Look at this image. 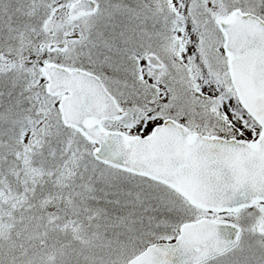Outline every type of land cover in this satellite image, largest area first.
Masks as SVG:
<instances>
[{"label": "snow or ice", "instance_id": "obj_1", "mask_svg": "<svg viewBox=\"0 0 264 264\" xmlns=\"http://www.w3.org/2000/svg\"><path fill=\"white\" fill-rule=\"evenodd\" d=\"M0 264H264V0H0Z\"/></svg>", "mask_w": 264, "mask_h": 264}]
</instances>
